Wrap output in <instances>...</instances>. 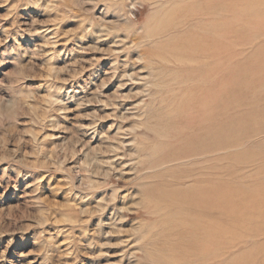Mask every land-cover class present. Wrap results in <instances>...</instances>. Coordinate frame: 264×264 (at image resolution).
<instances>
[{"label": "rangeland", "instance_id": "rangeland-1", "mask_svg": "<svg viewBox=\"0 0 264 264\" xmlns=\"http://www.w3.org/2000/svg\"><path fill=\"white\" fill-rule=\"evenodd\" d=\"M202 1L0 0V264H155L152 237L164 212L149 204L147 195L157 179L170 181L172 165L151 167L156 149L167 141L156 134V117L194 87L212 97L219 94L194 76L202 65L218 67L221 61L211 53L190 58L189 47L173 48L190 37L234 47L233 54L223 57L226 84L221 94L230 93L242 106L252 102L248 95L261 94L240 84L249 78V54L257 44L261 53L255 57L262 54L264 63V28H243L239 37L233 31L242 24L264 25V16L232 12L235 3L257 1L207 0L205 7ZM189 3L195 4L191 12L177 9ZM259 3L264 11V0ZM172 7L178 11L168 10ZM166 39L174 43L167 45ZM258 81H264V74ZM242 108L239 113L229 108L224 118L226 112L229 118H243ZM257 118L251 137L247 132L219 152L230 156L223 160L207 153L211 179L221 173L236 186L264 183L258 162L246 158L231 165L235 154L264 156V123ZM224 122V128L239 129ZM263 198L260 194L244 202ZM246 228L256 233L238 238L239 231L232 232L238 239L226 243L221 260L257 264L264 248L251 257L246 252L264 245V228Z\"/></svg>", "mask_w": 264, "mask_h": 264}, {"label": "bare ground", "instance_id": "bare-ground-1", "mask_svg": "<svg viewBox=\"0 0 264 264\" xmlns=\"http://www.w3.org/2000/svg\"><path fill=\"white\" fill-rule=\"evenodd\" d=\"M256 1L257 2L255 4H247V5H243L242 3L243 1L235 3L232 12L234 14L238 13V11H240V13L245 12L244 14L249 12L250 15L253 16L254 18L264 16V11L260 9V5H261L259 3L260 0H256ZM214 2H218V1L215 0ZM183 4H185V2ZM208 4H207V0H203L202 2H200V5H202L203 7H205ZM178 5L179 4H177L176 7H178ZM192 5L195 6V4L189 3V5L179 7L177 9L178 10L180 9V11L182 9V12L187 14V12L192 11V7H194ZM174 9L176 10L175 7L174 8L172 7V9L168 8V10H174ZM178 10H176V12ZM206 10H208V8ZM201 11H203V9ZM217 11L215 10V12ZM170 12L171 14H173L172 11ZM182 12H178V14L179 13L182 14ZM206 14L207 13H205V15ZM168 15L170 16V13ZM168 15L164 14V16L166 17H169ZM174 16L175 15H173V17ZM208 17L210 18V16ZM171 20L173 21L174 18ZM182 21H184V19ZM185 21L187 22V19ZM201 21H203L202 18ZM162 24L160 23L159 25L162 26ZM206 24L208 23L206 22ZM167 25L172 26L174 24L171 25L167 23ZM201 25H204V23ZM243 28H248V30L251 31L257 28L260 29L264 28V25L242 24L241 27H236L238 31H236V29L234 28L235 30L233 31V33L235 35L237 34L236 36L239 37L240 36L239 33L243 34L242 32H240ZM161 30H163V28ZM193 30L195 32L196 27L193 28ZM165 31L166 30H164V33ZM173 31H175V29H173ZM190 32L192 31H188V33ZM259 33L260 32H258L257 34ZM195 34L196 33H194V35ZM200 34H196V36L197 35L200 36ZM246 35L250 36V33L247 34L246 32ZM260 35H264V32ZM190 38H188L190 41L187 39L186 41H183L179 46L175 48H173V46L175 45L171 44L173 50L174 51L176 50V52L178 50L186 51V48L189 47L193 55V56L190 55V58H194L200 55H208V53H211L212 54L211 56H216V59L221 61V64L218 65V67H213V66L208 67V65L207 66L202 65V70L199 71L198 73H196L197 71L194 72L196 73L194 77L196 80H201L202 82L209 84L207 85L209 86V89L214 88L215 90H217V92H219V94H217V96L215 95L214 97H212L210 96V92L205 89H202L201 86H200L201 88H197V89L194 87L190 92L186 90L189 93L187 97H186L187 92L184 91L183 93H180L178 95V98H176L177 101H174L173 105L171 104V109L169 108L170 110L165 111V113L164 110H162L160 114L158 112L160 116L156 117V119H157V124L159 125L157 126L159 127L158 128L159 130L158 132L156 131L157 132L156 134H159L161 138L163 137L164 139H167V141L163 143L161 147L156 149V152L154 151L155 159L153 160L151 167H153V165L154 166H160V165L164 166L166 164H172V165L170 168H168L169 174L167 178H169L170 181L167 180L165 181L164 179H162L161 181H157L159 180L157 179L156 182L152 184L151 186L152 189L148 191L147 200L149 204L153 205L154 203L153 206L155 209L164 212V219L161 223L157 224L156 231L154 233V236L152 237V241H153L152 247L150 246L151 247L150 251L152 253L148 252V254L151 253L150 256L155 261V264H212L211 261L213 260L216 261L214 264H236L233 262L226 263L225 261L221 260L222 253L224 252L227 242H232L234 241L233 239L236 240L238 238H246L256 233V232L250 233L251 231L247 232L248 230H250L246 228L247 225L258 224L259 226L264 228V198L262 200L257 199L252 202H246V201L244 202V199L246 200V198L248 199L257 198V196L260 194L264 197V189H263L264 183L260 181H256V182L254 181L253 183L244 182L242 183L241 186H236L237 183L233 185L230 182H226L224 175L221 173L216 174L219 178L211 179L209 173H207V169H209L207 167V163L211 161V155L209 154L210 156L207 158V153H213V152L218 153L219 159L224 160L225 157H228L230 155L227 154L221 155L219 153L220 151H224L227 147L230 148V146H234L236 143L239 142V140H241L243 134L250 132L248 134V136H250L257 131L256 129H255L256 131H254V127H256L257 124V123L255 124L254 121L256 120L255 118L258 117L257 121L260 120L263 121L262 123H264V81H258V79L262 76V74H264V63L262 65L260 63L262 54L259 55V58L255 57L261 51V46L260 44H257L255 46L254 44L255 48L254 47L253 48L255 50V53L249 54L250 55L249 59H251L250 62L251 71H249L248 74L246 73V75H249V78L246 79V77H244L245 81L242 80L243 83L240 84L243 90L254 88V92H259V93L261 92V94L255 97L248 95V98L252 99V102L251 103L246 102L247 104H244V106H242L240 103L238 102L236 103V101H233L235 96L232 97L233 99L229 97L230 93L226 92L231 100L227 99L228 97L226 94H225L226 96L224 95V97L226 98H224L223 95L221 94V91H223L222 89L226 84V79L224 77L225 74H224L223 65L225 64L223 57L224 55L230 56L231 54H233L234 47L229 48L227 46L228 44L227 45L222 44L218 40L211 43H207L206 40L202 37H197L196 41H193L194 37L193 39ZM175 39L173 38V40ZM184 39H186V37H184L183 40ZM251 39L253 40L254 36L253 38L251 37ZM166 40H167L166 41L167 45L172 42L169 39ZM168 41L170 42L168 43ZM178 42L177 44L180 43ZM208 45L210 46L209 48H207ZM254 50L252 52H254ZM171 51L172 50H170V52ZM239 59H241V57ZM243 59L245 58L243 57ZM236 60L238 59H235L234 62ZM211 61L213 60L211 59ZM242 63H243L242 66L244 68L245 62ZM234 70H236V68H234ZM234 70L231 68L229 72L230 71L232 72ZM241 74L242 73H239V76H242ZM188 75L190 76V74ZM191 75H194L193 72ZM236 76L238 78V74ZM212 77L214 79H212ZM237 78L236 81H238ZM228 79H230V77ZM225 88H227V86ZM233 91L234 90H232V92ZM242 107L246 110V113H243V118H238L239 117L238 115L236 117V114L235 117L233 116L229 118V116H226L227 112L225 113V118H224V112L229 110V108L232 110L236 109L235 111L239 113L238 110L239 108ZM162 113H164V115H161ZM241 113L242 112H240V114ZM260 115H262V117H260ZM213 120L215 122H213ZM224 121L230 123L232 122L234 125H237L239 129H237L235 126L234 128L237 129L236 131L232 129L230 126L228 127V125L230 124H227V128H224L225 127ZM159 135L157 136L159 137ZM255 135H257V133ZM231 136L234 137L231 138ZM249 144L254 145L252 142ZM241 148L243 147H240L239 149ZM235 157L236 158L231 161V165H236L241 160L246 161V158L247 159L249 158L252 159V163L258 162V164L256 163V165L257 166L259 165L258 166L259 170L261 171L264 170L263 155L262 156L256 155V153L255 154L242 153V154H235ZM184 160L187 161L185 162ZM241 198H243V200H240ZM236 229L239 231L238 238L232 236L233 235L232 232H234ZM252 248L253 250L246 252L247 253L246 256L248 257L254 256L258 251H261V248H264V245L254 246ZM236 259H238V257ZM254 263L264 264V254L263 256H261L260 259L255 260Z\"/></svg>", "mask_w": 264, "mask_h": 264}]
</instances>
